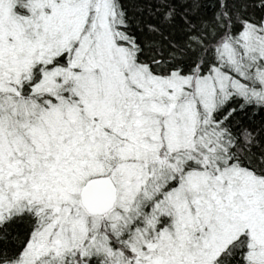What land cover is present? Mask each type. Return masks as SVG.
<instances>
[{
    "label": "snow or ice",
    "instance_id": "1",
    "mask_svg": "<svg viewBox=\"0 0 264 264\" xmlns=\"http://www.w3.org/2000/svg\"><path fill=\"white\" fill-rule=\"evenodd\" d=\"M0 264H264V0H0Z\"/></svg>",
    "mask_w": 264,
    "mask_h": 264
}]
</instances>
